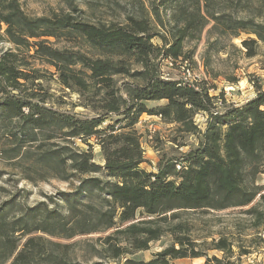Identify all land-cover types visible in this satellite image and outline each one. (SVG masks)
Returning a JSON list of instances; mask_svg holds the SVG:
<instances>
[{
	"label": "trees",
	"instance_id": "16d2710c",
	"mask_svg": "<svg viewBox=\"0 0 264 264\" xmlns=\"http://www.w3.org/2000/svg\"><path fill=\"white\" fill-rule=\"evenodd\" d=\"M180 1L162 0L161 4L179 5ZM157 9L151 5L156 26L150 25L148 17L133 15L122 23H92L68 12L31 17L19 0H0V23L6 40L16 48L0 54V137L9 138L14 155L27 142H42L37 143L39 160L67 162L71 174L62 177L66 180L88 175L78 178L72 192L59 193L65 212L39 202L10 215L14 199L0 203V264H72V243L53 238L106 232L98 237L100 247L93 250L114 261L123 258L117 264H178L175 259L186 257H204L203 264H258L232 259L234 251L225 237L201 245L182 227H167L162 221L167 213L176 217L180 211L246 206L260 193L246 179L264 174L262 84L253 82L254 96L244 103L225 104L223 91L210 94L213 87H206L204 80L165 77L156 60L161 56L190 62L183 51L184 40L200 32L206 18L215 26L224 24L233 36L240 31L253 34L240 42L244 55L253 57L257 42H264V22L215 12L205 17L196 0L193 9L172 15L165 30ZM61 36L77 39L87 51L47 43V37ZM154 37L161 46L152 42ZM28 58L52 66L62 88L82 96V107L94 114L62 109L63 101L58 99L50 103L51 95L40 82L43 75ZM116 76L129 80L118 86ZM143 114L196 135L195 146L175 157L161 155L152 165L144 157L136 127ZM197 115L204 117L203 127L196 123ZM52 139L73 146L46 147L44 141ZM93 141L101 164L94 160ZM99 172L103 177L93 175ZM94 190L100 195L98 205L82 199ZM260 197L264 201V193ZM251 212L258 222L264 218L260 211ZM166 232L172 235V244L150 259L127 257L148 249L151 241ZM207 250L219 251L221 256L208 255Z\"/></svg>",
	"mask_w": 264,
	"mask_h": 264
},
{
	"label": "rangeland",
	"instance_id": "374dc122",
	"mask_svg": "<svg viewBox=\"0 0 264 264\" xmlns=\"http://www.w3.org/2000/svg\"><path fill=\"white\" fill-rule=\"evenodd\" d=\"M162 0H19L23 12L31 17L50 16L53 13L76 14L85 21L98 23L111 21L122 23L127 15L148 17L150 25L156 26V16L152 13L151 5L157 6V12L165 25V30L171 25V16L185 8L193 9L196 0H182L178 4L162 5ZM73 9H76L73 10ZM199 10L206 17V13L215 12L235 19H252L255 22H264V0H199ZM184 12V11H183ZM200 32L193 38L184 40L183 51L189 54V61L183 67L180 61L174 65H168L166 59L157 58L160 71L165 77H188L185 69L188 68L191 75L198 81L204 80L205 86L212 88L210 94H218L223 91L225 104L240 105L254 95L253 82H261L264 85V42L258 41L257 55L246 57L243 53L241 40L247 37H255L240 31L238 36L230 34V30L223 25H214V22L206 18ZM158 27V26H157ZM4 24L0 23V54L6 50H15V46L9 43L4 35ZM163 33V29L160 30ZM226 31V32H225ZM47 43L56 48L87 51L76 40H68L61 36L58 38L47 37ZM152 42L161 46L158 37L152 38ZM34 68L40 70L43 78L40 80L42 87L50 95V103L53 100L63 101L60 107L65 110L78 112L85 115H93L89 108L82 107L83 97L73 90L64 89L57 80L55 70L49 64L39 59L28 58ZM117 85L129 80L122 76H116ZM57 105V104H55ZM58 107V106H56ZM196 123L203 127L204 117L197 115ZM151 126V129H150ZM141 137L144 157L154 165L161 155L178 156L196 144V135L183 133L174 124L162 121L155 115L143 114L136 125ZM8 137H0V203L14 199L15 205L9 211L15 215L17 209L25 206H33L39 202H45L49 208L56 207L61 212L66 211V205L59 200L60 192H72L79 184V177L73 175L67 180L62 178L70 175L67 162L63 163L39 160L37 143L27 142L17 155L10 149ZM46 147L62 148L69 142L52 139L44 141ZM80 147H84L77 142ZM72 145V144H70ZM69 145V146H70ZM68 146V147H69ZM73 146V145H72ZM71 147V146H70ZM94 160L102 163L101 154L93 141ZM65 154H62L61 158ZM144 166L150 168L148 163ZM90 175V174H89ZM103 177L102 173H96ZM247 183L254 185V189L264 193V174L259 173L247 176ZM260 193L246 206H233L223 210L202 209L196 211H180L176 217L167 213L165 226L177 224L195 243H208L219 237L227 238L233 249L232 259L243 263L264 264V218L256 219L252 209L264 213V201ZM94 205H98L100 195L94 190L87 197ZM264 215V214H263ZM106 233H92L77 235L72 239H58L61 243H72V264H117L123 262V258L111 260L100 257L93 249L100 247L99 236ZM173 242L170 232L164 233L158 240L151 241L146 250L135 251L128 254V258L136 260H148L154 253L168 247ZM205 248V246H201ZM199 249V248H197ZM243 251H247L243 254ZM239 253H242L239 255ZM208 255L221 256L216 250H207ZM178 264H203L204 257H186L174 260Z\"/></svg>",
	"mask_w": 264,
	"mask_h": 264
},
{
	"label": "built area",
	"instance_id": "2783aa9c",
	"mask_svg": "<svg viewBox=\"0 0 264 264\" xmlns=\"http://www.w3.org/2000/svg\"><path fill=\"white\" fill-rule=\"evenodd\" d=\"M167 60V63H168V65H174V63H177L178 61H174V60H172V59H170V58H168V59H166ZM186 63H187V61H182V62H180V64H182V66L183 67H185L186 66ZM185 72H186V75H188V77H183V79L184 80H193V79H195V77H193L192 75H191V73H190V71H189V69L188 68H186L185 69ZM262 88L264 89V85H262ZM141 117V116H140ZM158 117V116H157ZM140 122V119H139V121H138V123ZM150 129H151V126H150ZM177 167H179V166H177Z\"/></svg>",
	"mask_w": 264,
	"mask_h": 264
},
{
	"label": "crops",
	"instance_id": "0c3cea01",
	"mask_svg": "<svg viewBox=\"0 0 264 264\" xmlns=\"http://www.w3.org/2000/svg\"><path fill=\"white\" fill-rule=\"evenodd\" d=\"M254 96V95H253Z\"/></svg>",
	"mask_w": 264,
	"mask_h": 264
}]
</instances>
